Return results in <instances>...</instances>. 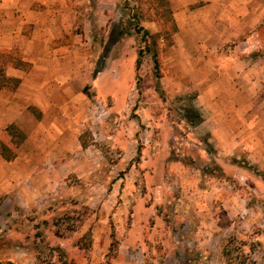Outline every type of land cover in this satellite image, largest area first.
Returning <instances> with one entry per match:
<instances>
[{
  "label": "rangeland",
  "instance_id": "374dc122",
  "mask_svg": "<svg viewBox=\"0 0 264 264\" xmlns=\"http://www.w3.org/2000/svg\"><path fill=\"white\" fill-rule=\"evenodd\" d=\"M0 4V32L25 36L46 26L54 45L85 58V81L74 97L94 175L69 177L83 193L68 194L67 209L52 224L32 223L35 247L55 235L65 248L37 247L33 264H264V89L217 74L226 57L230 72L255 76L252 59L264 58V15L217 51L198 54L189 34L175 38L177 13L187 25L205 22L209 0ZM114 24L120 34L109 42ZM20 56L17 48L0 50V72ZM236 81L242 91L229 89ZM210 84L221 90L213 94ZM255 125L263 136L253 144ZM89 185L95 189L84 192Z\"/></svg>",
  "mask_w": 264,
  "mask_h": 264
},
{
  "label": "crops",
  "instance_id": "0c3cea01",
  "mask_svg": "<svg viewBox=\"0 0 264 264\" xmlns=\"http://www.w3.org/2000/svg\"><path fill=\"white\" fill-rule=\"evenodd\" d=\"M169 1L174 3V0ZM193 1L196 0H189V3ZM261 2L264 4V0H239V3L236 0H209L207 7L213 12L203 16L205 22L198 24H184L181 14L177 13L175 38L183 33L189 34L192 42L195 41L190 48L198 50V54L217 51L232 34L249 30L248 23L255 27L261 22L264 15ZM200 11L195 12L196 18L201 17ZM198 33L204 34L203 37H194ZM49 34L47 27L40 25L25 36L19 29L0 32V50L17 48L22 53L18 58L20 62H9L3 69V76L18 79L17 85L0 87V143L6 146L9 155L6 157L0 153V238L4 242L0 245V259L13 264H33L32 258L41 254L37 247L42 250L50 246L65 249L62 237L55 235L48 244L38 239L41 246L35 247L30 226L36 221L52 224L67 209L65 198L68 194L83 193L82 188L79 190L78 186L67 183L69 177L94 175L90 172L94 166L87 162L82 152H86L87 147L79 140L81 130H78L76 121V115L82 110L75 106L74 97L81 95L79 80L85 81V72L79 68L85 58L72 55L68 46L54 45ZM79 34L83 44L84 32ZM20 38L24 39L19 45ZM220 59L224 65L217 72L218 76L222 78L224 73H230L252 87L264 89V58L252 59L256 66L252 79L243 69L230 72L229 58ZM211 60L206 58L203 62L212 63ZM17 63L27 67L20 70L15 65ZM233 83L229 89L243 90L238 81ZM252 87L249 86L248 91L254 93L256 90ZM209 88L213 94L221 90L214 84ZM9 126L19 133L18 139L13 133L3 134ZM254 127L257 132L252 137L253 144L258 143V136L262 135L258 133V126ZM87 153L95 156L94 151ZM92 189L95 186L89 185L84 192Z\"/></svg>",
  "mask_w": 264,
  "mask_h": 264
},
{
  "label": "trees",
  "instance_id": "16d2710c",
  "mask_svg": "<svg viewBox=\"0 0 264 264\" xmlns=\"http://www.w3.org/2000/svg\"><path fill=\"white\" fill-rule=\"evenodd\" d=\"M120 28L121 27H119L118 25H115L114 24V27L112 29V30H114V31H112L113 36H109V42L110 41L112 42L113 40L116 41L117 35L120 34V32H119L120 30H118ZM140 28L142 29V33L143 34L148 33L142 27H140ZM144 50L150 51L154 69H155V71H157L156 50H154V48H152V46H150V45L146 46V48H144ZM141 53H142V51L139 49L138 52H137V58L135 59V65L136 66L139 64V57H140ZM18 62H20V60H18ZM95 71L97 72L99 70L97 69ZM0 74H1L0 75V80H1L0 81V87L3 86V85H6V82H11V84H12L11 86L12 87H15L17 85V83H18V79L17 78H7V77L3 76V73L0 72ZM8 133L9 134H12L13 133L17 137V139L19 138V133L16 130H14V127L13 126L7 127L4 130V132H3L4 135L5 134H8ZM7 151H8V149L6 148V146H4L2 143H0V153L4 154V156L7 157V156H9L6 153ZM0 264H11V262H9V261H6L5 263H1L0 262Z\"/></svg>",
  "mask_w": 264,
  "mask_h": 264
}]
</instances>
